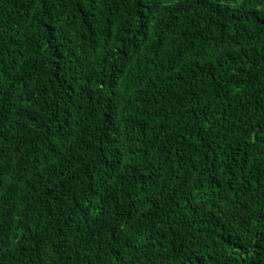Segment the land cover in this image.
Segmentation results:
<instances>
[{"label":"trees","instance_id":"1","mask_svg":"<svg viewBox=\"0 0 264 264\" xmlns=\"http://www.w3.org/2000/svg\"><path fill=\"white\" fill-rule=\"evenodd\" d=\"M0 0V264H264V0Z\"/></svg>","mask_w":264,"mask_h":264},{"label":"rangeland","instance_id":"2","mask_svg":"<svg viewBox=\"0 0 264 264\" xmlns=\"http://www.w3.org/2000/svg\"><path fill=\"white\" fill-rule=\"evenodd\" d=\"M242 2H243V0L231 1V5L234 6V7H236V6H239Z\"/></svg>","mask_w":264,"mask_h":264}]
</instances>
